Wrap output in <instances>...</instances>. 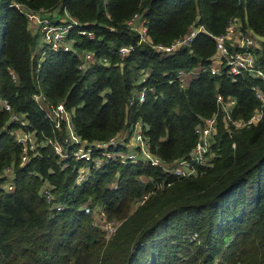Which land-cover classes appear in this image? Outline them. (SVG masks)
Here are the masks:
<instances>
[{"label": "trees", "instance_id": "obj_1", "mask_svg": "<svg viewBox=\"0 0 264 264\" xmlns=\"http://www.w3.org/2000/svg\"><path fill=\"white\" fill-rule=\"evenodd\" d=\"M20 5L44 12L57 7L63 22L64 10L74 17L69 35L77 52L51 50L37 64L36 34ZM134 13L150 41L127 24ZM232 18L263 36L253 53L264 70V0H0V264H264V104L259 120L228 131L216 99L232 96L230 115L246 117L259 104L251 86L264 93V77L230 78L225 69L198 68L215 52L212 35ZM193 23L209 34L198 31L188 45L166 54L151 45L168 43ZM79 28L93 35L77 33ZM121 44H130L124 55ZM83 48L95 56L85 68L78 66ZM179 68L194 69L185 85L177 80ZM143 70L147 74L137 82ZM140 85L146 87L143 100L130 101ZM37 91L49 103L62 100L71 108L73 131L87 141L139 120L149 151L163 161L187 154L194 125L218 109L211 164L176 177L146 159L108 158L99 165L84 157L62 160L49 143L28 149L21 161L13 129L38 139L63 136V121L57 127L46 117L32 96ZM85 164L88 174L76 181ZM7 173L10 189L1 184L11 180ZM42 182L53 197L39 192ZM98 207L119 222L107 240L94 220Z\"/></svg>", "mask_w": 264, "mask_h": 264}, {"label": "built area", "instance_id": "obj_2", "mask_svg": "<svg viewBox=\"0 0 264 264\" xmlns=\"http://www.w3.org/2000/svg\"><path fill=\"white\" fill-rule=\"evenodd\" d=\"M26 8L24 11L28 17V23L31 19L37 20L36 32L40 36L39 42H36L35 50L37 52V64L44 57V55L51 50H71L77 52V49L73 46V38L69 35V30L72 25L77 24L74 17L70 16L65 10L63 11L66 19L60 18L50 14V12L40 13L39 10H31L23 5L20 8ZM130 28L137 31L139 39L142 41H150L148 34L146 33V26L143 20L140 18L139 13H134L130 18L126 20ZM198 31H206L201 23H193L187 31L172 38L168 43H152L151 45L163 54L173 51L180 45H188L191 38ZM77 33L86 34L92 36V30L77 29ZM209 34V33H208ZM258 35L253 34L248 27H241L238 18L230 19L224 29L212 35L214 38L215 52L210 57V62L206 66H198V68H208L210 73H218L225 69L230 78H233L237 73H247L252 76L264 77V70L258 66L254 61L253 48L256 43V37ZM130 44H121L118 47V53L120 55L126 54ZM80 61L78 66L85 68L92 60L95 59L94 53L83 48L80 53ZM101 61L106 62L104 56H100ZM223 68V69H222ZM194 71L193 68L183 69L179 68L176 70V77L180 85H185L188 77ZM146 71H142L137 78V82L143 80L146 76ZM255 97L258 99L259 104L255 106L252 111L246 117H232L230 115V108L234 105L235 99L232 96H227L224 99L216 97L218 108L222 112V119L225 120L229 125L230 129L226 127L228 131L232 128H240L243 126H249L260 119L262 114L261 106L264 104V93L256 86H251ZM146 87L144 85L137 86L132 91L130 101L143 100L145 96ZM33 98L38 102L41 108L44 109L46 117L53 121L58 127L60 120L63 121V136L60 138L44 136L42 138H36L35 134L20 128L13 129L15 139L21 144L20 159L24 161L27 157L28 149L32 152H36L38 144H51L54 148L57 156L65 160L69 156L73 158H89L94 165L103 163L106 159H118V160H130L146 159L154 164H159L163 171L174 174L176 177H185L194 175L200 171V166H206L211 164L214 151L212 150V143L216 134V124L218 120L219 110H215L207 116H203L200 121L194 125L196 132V139L187 152V154L178 156L171 161H163L157 155L152 154L148 149V138L143 133L141 128V122H139L138 130L135 132V139L137 141V147L134 150L127 149H110L109 146L113 147L119 144L118 133L108 136L105 139H95L87 141L80 138L72 128L71 113L72 109H68L64 106L63 101H57L54 104L49 103L40 91L32 93ZM4 107H8L6 102H2ZM13 118L25 123V120L20 114H14ZM95 149L99 150L100 155H91ZM6 171L10 168L6 167ZM89 172V166L84 165L79 167L75 176L76 181L84 179ZM11 180L5 181V187L10 189L12 186V175ZM9 177V178H10ZM156 186H162V182L156 184ZM39 192L45 196L46 199L53 197L51 187L47 182H42L39 186ZM148 191L143 192L140 196L136 197L134 202L136 204L141 203L147 196ZM85 211H88V206L84 207ZM94 214V213H93ZM97 217V224L100 225L105 232H110L117 226V221L110 222L105 217L100 207L95 212ZM114 221V220H113Z\"/></svg>", "mask_w": 264, "mask_h": 264}, {"label": "rangeland", "instance_id": "obj_3", "mask_svg": "<svg viewBox=\"0 0 264 264\" xmlns=\"http://www.w3.org/2000/svg\"><path fill=\"white\" fill-rule=\"evenodd\" d=\"M46 12H48V11H46ZM50 12V14H53V15H56L57 17L58 16H61V13H59L58 12V8L57 7H55V8H53L51 11H49ZM40 13H45L44 11H40ZM32 33H35L36 35V42H39V40H40V36H39V34L36 32V30L35 29H33L32 30ZM263 39V36H257L256 37V43H257V45H258V43L260 42V40H262ZM218 121V120H217ZM223 125L224 126H227L229 129H230V125L225 121V120H223ZM216 126H217V124H216ZM138 127H139V122L138 121H136L135 122V124H134V126L133 127H130V134H129V140H128V143H129V145H127V147L128 146H135V138H134V135H135V132L138 130ZM120 146H122L121 144H117V145H115V146H113V147H111V149H120L119 147ZM133 147H131V148H133ZM7 172H9V171H7ZM7 175L8 176H10L11 174L10 173H7ZM5 178V177H4ZM140 178L142 179V180H147V179H149L147 176H144V175H140ZM5 181L6 180H4V181H2V186H3V188L5 189L6 187H5ZM7 189V188H6ZM88 201V200H87ZM87 201H85V202H87ZM84 202V203H85ZM86 205V204H85ZM96 206H97V204H95ZM137 204L134 202V201H132V202H130L129 203V209L130 210H132L135 206H136ZM108 219V218H107ZM95 221H96V223H97V217L94 219ZM109 220H112V221H110L112 224H113V222H115L116 220H114V219H110L109 218ZM114 220V221H113ZM118 222V221H117ZM118 224V223H117ZM100 228H102L101 226H99ZM115 228L116 227H114V229L112 230V231H110V232H105L104 231V239L105 240H107V239H109L110 237H111V234L114 232V230H115ZM103 229V228H102ZM195 233L193 232L190 236H194L195 237ZM185 238V237H184ZM211 264H218V263H215V261H213Z\"/></svg>", "mask_w": 264, "mask_h": 264}, {"label": "crops", "instance_id": "obj_4", "mask_svg": "<svg viewBox=\"0 0 264 264\" xmlns=\"http://www.w3.org/2000/svg\"><path fill=\"white\" fill-rule=\"evenodd\" d=\"M21 9L23 11H26V8L21 7ZM60 18H61V20L65 19V17H63V16H60ZM28 24H29V28H30L31 32L33 29H35V30L37 29V20L35 18L31 19ZM129 134H130L129 128L123 129L121 132L118 133V139L120 140L119 144L122 145V146H120L121 149L134 150V148H136L138 146L137 141L135 139V146L134 147L133 146L127 147V145H129V143H128ZM134 138H136L135 135H134ZM131 147H133V148H131Z\"/></svg>", "mask_w": 264, "mask_h": 264}]
</instances>
